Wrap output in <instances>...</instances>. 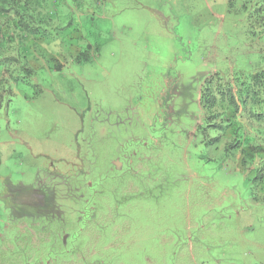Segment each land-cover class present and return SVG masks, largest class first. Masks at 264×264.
<instances>
[{
	"label": "rangeland",
	"instance_id": "rangeland-1",
	"mask_svg": "<svg viewBox=\"0 0 264 264\" xmlns=\"http://www.w3.org/2000/svg\"><path fill=\"white\" fill-rule=\"evenodd\" d=\"M243 1L62 6L0 107V264H264L262 157L198 128L206 79L264 64Z\"/></svg>",
	"mask_w": 264,
	"mask_h": 264
},
{
	"label": "trees",
	"instance_id": "trees-1",
	"mask_svg": "<svg viewBox=\"0 0 264 264\" xmlns=\"http://www.w3.org/2000/svg\"><path fill=\"white\" fill-rule=\"evenodd\" d=\"M66 4L82 5V2L0 0V107L4 95L12 94L18 82L34 72L33 61L48 50L45 44L53 40L52 30L58 31L61 24L58 8ZM243 5H253L248 6L250 20L246 26L251 32L254 29L258 37L264 34V0H244ZM228 72H218L204 81L199 99L204 116L198 128L203 132L209 128L217 133L222 131L221 136L229 131L233 140L227 139L225 150H241L243 167L259 156L264 164V140L260 137H264V64L252 62L246 69L240 66L234 74ZM223 77L229 82L224 83ZM240 115L246 120L239 121ZM253 123L260 127L259 137L250 135L245 126ZM223 137L213 138L211 143L223 141ZM257 172L254 180L260 179L264 184V166L257 168Z\"/></svg>",
	"mask_w": 264,
	"mask_h": 264
},
{
	"label": "clouds",
	"instance_id": "clouds-1",
	"mask_svg": "<svg viewBox=\"0 0 264 264\" xmlns=\"http://www.w3.org/2000/svg\"><path fill=\"white\" fill-rule=\"evenodd\" d=\"M62 6L64 7L65 5H60L59 6V8H58V13H60V10H61V8H62ZM63 10V9H62ZM61 15V14H60ZM62 17L60 16V19H61Z\"/></svg>",
	"mask_w": 264,
	"mask_h": 264
}]
</instances>
